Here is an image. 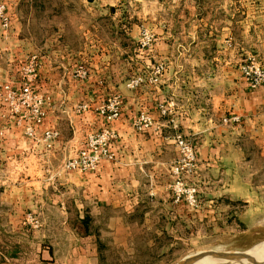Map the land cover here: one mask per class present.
Here are the masks:
<instances>
[{
  "label": "crops",
  "instance_id": "crops-1",
  "mask_svg": "<svg viewBox=\"0 0 264 264\" xmlns=\"http://www.w3.org/2000/svg\"><path fill=\"white\" fill-rule=\"evenodd\" d=\"M239 12L240 17L225 9L221 20L197 23L210 30L203 34L197 28L188 41L163 20V82L138 89L112 84L124 102L121 117L111 121L98 111L100 92L105 68L121 73L120 66L105 67L96 56L94 78L73 82L78 62L72 52L62 64L57 52L36 49L48 54L41 75L45 85L70 91L63 99L55 94L53 101L89 108L73 117L51 111L38 130V142L15 127L12 115L0 114V264H102V227L113 236L129 237L142 226L144 232L162 234L163 192L170 166L180 156L176 133L192 142L199 162H225L226 156L245 154L249 147L264 154V83L251 87L240 69L250 59L264 69V0ZM61 67L69 70V81L51 79L60 77ZM77 90L80 99L72 96ZM140 112L153 119L143 131L134 126ZM232 117L239 121H224ZM104 127L115 131V159L103 161L95 172L66 170L64 162L84 134ZM49 130L58 133L51 146L44 139ZM138 212L145 217L143 224L132 220ZM88 222H95L96 229H89ZM63 241L68 250L60 253Z\"/></svg>",
  "mask_w": 264,
  "mask_h": 264
},
{
  "label": "rangeland",
  "instance_id": "rangeland-1",
  "mask_svg": "<svg viewBox=\"0 0 264 264\" xmlns=\"http://www.w3.org/2000/svg\"><path fill=\"white\" fill-rule=\"evenodd\" d=\"M256 1L0 0V85L13 87L11 93L0 90V114L12 115L15 127L38 142V130L51 111L59 115L65 111L69 116L81 115L89 108L86 103L72 107L63 104V93L70 91L45 85L47 79H41V75L48 54L36 49L57 52L62 64L64 56L72 52L78 62L71 75L73 82L94 78L96 60L100 59L96 56L102 57L105 67L120 66L121 73L105 68L100 107L115 96L124 102L121 92H112V84L122 82L138 89L163 82V20L173 25L169 26L171 30L178 28L181 39L188 41L197 28L206 34L210 26L204 24L221 20L225 9L237 11L240 17L239 11ZM17 37L25 42L20 44ZM61 68L60 77L51 79L69 81V70ZM132 83H136L134 88ZM22 85H29L37 100L22 95ZM73 92L74 98H82V92ZM60 93L61 101L54 102V95ZM38 99L45 113L41 124L33 118ZM142 113L149 115L140 112L135 121ZM135 121L138 131L153 125V119L144 128ZM29 131L35 135L31 137ZM94 131L84 134L72 156ZM247 150L245 154L226 156L221 163L199 162L196 153V168L182 179L186 189L196 188L198 207L175 200L172 167L178 159L174 161L163 192V233L144 232L146 228L141 225L137 228L141 232L129 237L113 236L106 226L102 227V264H264V154L255 153L251 147ZM132 220L143 224L145 217L138 212ZM155 222L153 219L151 225ZM94 224L88 222L89 229H96ZM62 243L66 247L62 246L60 253H65L68 241Z\"/></svg>",
  "mask_w": 264,
  "mask_h": 264
},
{
  "label": "built area",
  "instance_id": "built-area-1",
  "mask_svg": "<svg viewBox=\"0 0 264 264\" xmlns=\"http://www.w3.org/2000/svg\"><path fill=\"white\" fill-rule=\"evenodd\" d=\"M240 69L251 87L256 88L264 83V69L258 65L255 59H250L243 63ZM135 85L136 83L130 84L132 88H134ZM0 90L6 93H11L13 87L9 84H1ZM20 90L22 95L28 99L35 98L29 85H22ZM41 102L42 100L38 99L33 113V118L38 124L43 122L45 116V113L39 108V103ZM122 102L120 96L112 97L108 99L107 103L98 109L99 113L108 121L118 119L121 116ZM161 112L166 114L168 111L166 108L161 107ZM224 121L238 122L239 117L226 118ZM135 122L137 126L139 125V127L144 128L149 127L152 124V119L149 115L142 113ZM28 133L31 137L35 135L31 131ZM57 134L58 133L54 131L46 132L45 139L48 141L47 146H51L52 141L57 137ZM115 138V131L109 127H104L95 133L89 134L84 145L75 153V155L66 159L64 162V168L69 171H77L80 173L97 171L103 161L115 159V154L113 153L111 146ZM173 140L180 153V157L172 167L176 176L175 200L177 202L185 200L191 207H198L200 203L196 188L186 189L184 185L185 183L182 179L184 174L192 173L196 168L197 155L195 147L192 142L181 133H176L173 136ZM27 220L34 223L35 226H39V221L36 218L29 216Z\"/></svg>",
  "mask_w": 264,
  "mask_h": 264
},
{
  "label": "trees",
  "instance_id": "trees-1",
  "mask_svg": "<svg viewBox=\"0 0 264 264\" xmlns=\"http://www.w3.org/2000/svg\"><path fill=\"white\" fill-rule=\"evenodd\" d=\"M100 248H101V250H102V245H101V242H100Z\"/></svg>",
  "mask_w": 264,
  "mask_h": 264
},
{
  "label": "bare ground",
  "instance_id": "bare-ground-1",
  "mask_svg": "<svg viewBox=\"0 0 264 264\" xmlns=\"http://www.w3.org/2000/svg\"><path fill=\"white\" fill-rule=\"evenodd\" d=\"M262 251V250H261ZM264 251V250H263ZM264 254V253H263ZM264 256V255H263ZM259 257V256H258Z\"/></svg>",
  "mask_w": 264,
  "mask_h": 264
}]
</instances>
